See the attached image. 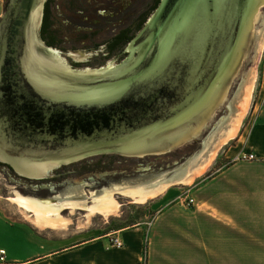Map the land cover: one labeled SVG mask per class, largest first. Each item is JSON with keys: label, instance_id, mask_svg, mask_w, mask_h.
<instances>
[{"label": "water", "instance_id": "obj_1", "mask_svg": "<svg viewBox=\"0 0 264 264\" xmlns=\"http://www.w3.org/2000/svg\"><path fill=\"white\" fill-rule=\"evenodd\" d=\"M47 1L7 0L0 17V162L57 185L88 157L151 156L158 166L136 183L184 185L237 113L264 0H160L125 57L99 68L75 67L43 40ZM4 176L40 199L103 188L82 175L40 193Z\"/></svg>", "mask_w": 264, "mask_h": 264}, {"label": "crops", "instance_id": "obj_2", "mask_svg": "<svg viewBox=\"0 0 264 264\" xmlns=\"http://www.w3.org/2000/svg\"><path fill=\"white\" fill-rule=\"evenodd\" d=\"M253 120L197 178L192 209L182 201L157 215L153 203L152 218L108 231L84 224L91 218L85 204L41 202L60 215L37 222L9 199L25 216L0 213V249L7 254L0 264H264V104ZM242 153L257 159L233 161ZM63 211L82 212L83 219L63 218ZM116 237L123 248L111 247Z\"/></svg>", "mask_w": 264, "mask_h": 264}, {"label": "flooded vegetation", "instance_id": "obj_3", "mask_svg": "<svg viewBox=\"0 0 264 264\" xmlns=\"http://www.w3.org/2000/svg\"><path fill=\"white\" fill-rule=\"evenodd\" d=\"M160 0H48L44 16L43 40L64 52L75 67L99 68L111 62L121 61L129 42L138 34L154 12ZM74 52L75 57L66 55ZM66 53V54H65ZM177 154V152H175ZM124 157L120 154H101L75 163L70 169L52 180H32L20 177L13 168L0 162V171L11 182L21 187H31L40 193L69 183V179L85 175L86 181L98 188L111 183L135 184L137 179L148 178L158 165L148 163V158ZM137 160L136 167L131 165ZM81 162V161H80ZM79 163V162H78ZM151 164V165H150ZM78 165V166H77ZM178 165V164H175ZM149 166V168L147 167ZM53 180V181H54ZM69 181V182H68ZM122 195L121 193H116Z\"/></svg>", "mask_w": 264, "mask_h": 264}, {"label": "rangeland", "instance_id": "obj_4", "mask_svg": "<svg viewBox=\"0 0 264 264\" xmlns=\"http://www.w3.org/2000/svg\"><path fill=\"white\" fill-rule=\"evenodd\" d=\"M6 5H7V0H0V17L2 16V14H4ZM263 73H264V24H263L262 35H261V38L259 39L257 52H256V55L254 56L253 63L250 67V72H248V76L246 78V82L244 85V89H245L246 85L248 86V84L251 83L252 80L255 78V90L253 91V94H252V105L241 126L242 129L246 130L249 124H252L255 121L253 120L255 119L254 107H255L256 101L258 100L260 90H262ZM262 95L264 96V93ZM236 115L232 117L233 120L236 117ZM232 119L231 121H233ZM231 121L229 123H231ZM229 123L227 124L229 125ZM219 140L212 146L211 149L208 150L211 154L212 152H214V150L218 148L217 156L215 158H218V156H221L224 149L227 146L233 145V142H232L233 140L228 143L229 145L228 144L221 145L219 143ZM224 161H227V160L224 159ZM224 161H221L220 163ZM198 180L199 179L196 178L193 184L191 183V184L180 185L179 183H173V182L167 181L163 184L156 185L158 187L166 185L167 187L161 193L149 199V201L144 204H140L136 202L133 199V196H131L130 194H127V193H130L131 191L133 192L139 189L140 190L148 189V187L140 183L124 184V185L116 183L109 188L103 187L102 189L94 190L91 193L85 192L84 190H80L78 192L74 190L72 191L70 190L55 198L54 197L43 198V199H40L37 197L35 198L39 200H43L45 202L50 201L52 202L53 205H63L64 207L70 206L71 208L85 204V206L88 208V211H89V213L87 212L86 215L91 217L90 218L91 221L87 218V221H86L87 223H84V224H88L91 227L106 226V229L109 231L116 227H121V226L126 227L129 225H133L135 224V221H137V219H140V218L142 219L144 218V216H148L152 218L153 212L150 207L152 206L153 203H156L155 209H156L157 215H158V212L160 213L164 208H167L170 205H174V206L177 205L176 207H178L179 209L182 205V201H183V204L186 207H188V209L189 208L192 209V207L196 206V202H195V205L189 204L188 199L192 198L195 200V196L192 195V192L196 190L198 183H199ZM118 192L121 193L122 195H117L116 193ZM18 193L19 191L15 187V185L10 182H6L3 172L0 171V213L8 214L14 217L16 215L25 216V214L22 213L15 204L9 201V199L14 197ZM104 193L111 194V196L113 197V200L116 203H118L119 207H118L117 212L110 216H105L104 214H101L99 212L95 214L91 213L90 208L95 206L94 201H96V199ZM27 197H31V196H27ZM72 204L74 206H72ZM71 213H73V211L72 212L63 211L62 217L66 218L65 215H67V217L71 215V217L73 216V219H77V218L78 219L80 218L79 220L83 219L82 212H74L73 214ZM28 215L33 216V213L29 212ZM63 223H65L67 226H71L70 228H74L77 226L76 224L72 222L70 223L63 222Z\"/></svg>", "mask_w": 264, "mask_h": 264}, {"label": "bare ground", "instance_id": "obj_5", "mask_svg": "<svg viewBox=\"0 0 264 264\" xmlns=\"http://www.w3.org/2000/svg\"><path fill=\"white\" fill-rule=\"evenodd\" d=\"M254 90H255V78L252 80L251 83L248 84V86L246 85V88L243 90L242 98L239 101L240 106L239 108H237L238 111L237 115L234 118V120L232 119L233 121H231L229 125L227 124L223 134L220 137L219 143L221 145L229 143L238 136V133L241 130V126L245 120V117L247 116L248 111L250 110V107L252 105V94ZM217 149L214 150V152H212L209 155V157L205 160V162L201 163L200 166L193 169V171L190 170L186 174H184V176L180 179V181H182L184 184H191V183L193 184L195 179L203 175L207 171V168L212 164L214 158L217 156ZM166 187H167L166 185L161 187L154 186L148 189H141V190L139 189L133 192L131 191L130 193L127 194L133 196V199L136 202L140 204H144L147 203L149 199L153 198L154 196L158 195L163 190H165ZM12 198L14 201H17V203H19V206L24 207L26 210L32 211L36 216L37 222H41L43 219L50 218L52 214L57 216L60 215L58 211L59 209L57 207L48 206L45 203H41L45 201L39 200L35 197H27L20 195L18 193ZM94 203L95 206L90 208L91 213L95 214L99 212L101 214H104L105 216H110L112 214H115L119 207L118 203H116L113 200L111 194H106V193L99 196L96 199V201H94Z\"/></svg>", "mask_w": 264, "mask_h": 264}, {"label": "built area", "instance_id": "obj_6", "mask_svg": "<svg viewBox=\"0 0 264 264\" xmlns=\"http://www.w3.org/2000/svg\"><path fill=\"white\" fill-rule=\"evenodd\" d=\"M260 93H259L258 100L256 101L255 107H254V116L255 117H257V114L260 112L261 107H263V104H264V96L262 95L264 93V86L263 85H262V90H260ZM255 159H257V157L254 154L242 153L239 156L233 158V161H237V160L253 161ZM188 202H189V204L195 205V200L192 198H189ZM111 247L123 248L124 244L122 243V240L120 238L116 237L111 241ZM5 255H7L6 251L0 249V261L5 260Z\"/></svg>", "mask_w": 264, "mask_h": 264}, {"label": "trees", "instance_id": "obj_7", "mask_svg": "<svg viewBox=\"0 0 264 264\" xmlns=\"http://www.w3.org/2000/svg\"><path fill=\"white\" fill-rule=\"evenodd\" d=\"M147 253H148V252H147V249H146V252H145V254H146V259H145V261L148 259V257H147Z\"/></svg>", "mask_w": 264, "mask_h": 264}]
</instances>
